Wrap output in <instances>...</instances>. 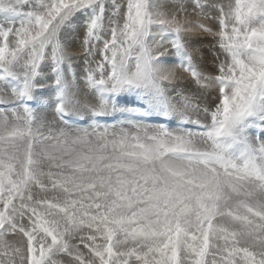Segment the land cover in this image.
<instances>
[{"label":"snow or ice","instance_id":"6c2138e0","mask_svg":"<svg viewBox=\"0 0 264 264\" xmlns=\"http://www.w3.org/2000/svg\"><path fill=\"white\" fill-rule=\"evenodd\" d=\"M61 256L264 264V0H0V264Z\"/></svg>","mask_w":264,"mask_h":264},{"label":"rangeland","instance_id":"374dc122","mask_svg":"<svg viewBox=\"0 0 264 264\" xmlns=\"http://www.w3.org/2000/svg\"><path fill=\"white\" fill-rule=\"evenodd\" d=\"M120 2L123 3L124 0H120ZM163 2L170 5L172 0H163ZM186 2L189 4V12H191L192 0H186ZM215 2L227 4L230 2V0H215ZM192 19H196V17H192ZM207 23H209V26L212 27L214 31L218 30V25L215 20L209 21ZM74 29H75V25H73L72 28L65 30V32L62 34V39L67 45L69 52L75 54L74 63H80L81 57L79 56L80 53L79 37L82 35V33ZM194 36L195 38H191L192 40L190 42L191 51L193 53L194 58L197 61L202 60L203 66L207 71L209 72L214 71V63H213L214 58L212 53L213 51H217V52L219 51L218 49H212L210 47L214 43V39L203 34H197ZM172 126L173 127L176 126L175 121H173ZM19 238H20L19 236L8 237L10 241L18 240ZM58 259L63 261L64 264H69V258L66 256L58 257Z\"/></svg>","mask_w":264,"mask_h":264},{"label":"bare ground","instance_id":"6f19581e","mask_svg":"<svg viewBox=\"0 0 264 264\" xmlns=\"http://www.w3.org/2000/svg\"><path fill=\"white\" fill-rule=\"evenodd\" d=\"M194 35H197V34H193V35L191 36V38H195ZM191 38H190V42H191V40H192ZM80 86H81V88H83V83H82V82H81ZM85 119H87V117H85Z\"/></svg>","mask_w":264,"mask_h":264}]
</instances>
